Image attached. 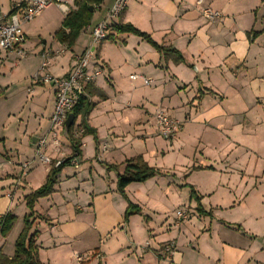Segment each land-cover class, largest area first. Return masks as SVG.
<instances>
[{
	"label": "crops",
	"instance_id": "crops-1",
	"mask_svg": "<svg viewBox=\"0 0 264 264\" xmlns=\"http://www.w3.org/2000/svg\"><path fill=\"white\" fill-rule=\"evenodd\" d=\"M21 1L0 0V14L11 13ZM114 1L90 9V24L70 47L55 34L76 5L75 0H61L24 24L26 56L0 50V94L13 90L9 77L14 72L6 70H21L22 63L31 70L37 64L32 71L35 82L24 94L25 113L23 106L17 113L13 110L21 114L15 116L17 124L0 134V214L16 216L11 231L6 236L0 233V252L9 257L15 254L16 239L30 212L25 197L45 183L51 167L36 159L23 173V164L37 155V139L47 135L44 153L53 162L74 153L70 140L63 142L65 134L49 133L56 88L35 79L43 55L50 54L44 73L69 76L77 56L91 46L93 28ZM197 1L129 0L112 23L110 37L96 46L88 72L100 64L104 69L90 82L94 107L88 123L98 141L91 134L82 137L81 153L73 159L78 165H67L55 191L35 204L34 228L39 231L43 264H80L78 256H83V264H264V151L260 149L264 142V0ZM205 7L222 16H203ZM125 23L177 49L185 62L176 63L173 56H165L136 34L119 33L116 25ZM143 76L151 83L145 84ZM180 93L186 95L179 97ZM176 94L178 103L173 102ZM159 105L183 121L176 136L164 137L155 130L154 109ZM235 119L241 130L253 128L258 149L241 143L245 133L239 134L238 141L231 131ZM80 122L79 117L76 124ZM194 122L219 131L227 144L245 151L231 157L232 151L220 148L205 153L196 145L192 158L201 161H188L186 155L188 162L180 166L185 128ZM56 137L60 146L54 143ZM216 150L220 160L215 159ZM244 154L254 155L251 165L242 163ZM137 156L161 174L130 183L123 194L117 185L118 172ZM192 188L201 195L205 211L213 215L198 211ZM254 193H263L260 202ZM129 202L141 211L125 222ZM183 205L187 217L179 219L176 212ZM169 243L174 247L171 253L164 251Z\"/></svg>",
	"mask_w": 264,
	"mask_h": 264
},
{
	"label": "built area",
	"instance_id": "built-area-1",
	"mask_svg": "<svg viewBox=\"0 0 264 264\" xmlns=\"http://www.w3.org/2000/svg\"><path fill=\"white\" fill-rule=\"evenodd\" d=\"M61 0H22L9 14H0V50L17 51L23 56L27 55L23 45L26 41V34L24 31V24L33 20L40 15L44 9L53 4H58ZM129 0H115L105 17L98 22L92 30V44L86 50L77 56L74 68L69 76L60 78L49 73H44L50 64V54L45 53L41 64L39 73L36 74L35 79L52 83L55 88V106L51 116V128L49 133L54 136L64 134L65 122L71 113L72 108L78 102L81 95L85 94V87L92 82L97 76L103 72V67L99 66L88 72L89 65L95 57L96 46L107 40L110 37V30L112 23L118 18L128 6ZM203 0H198L197 4H202ZM202 15L214 19L222 16L221 12L210 7H205L202 10ZM132 78L138 75H132ZM145 84H150L151 79L142 77ZM156 130L164 137H174L183 128V123L178 119L170 116L164 109H157L156 114ZM75 135L80 136L82 130L75 129ZM48 143L47 135L41 136L37 139L36 145L38 147L37 155L32 161H27L23 164V173H25L36 159L45 163H52L51 158L44 153V149ZM54 143L60 146V141L56 137ZM62 161L56 162L60 165ZM72 164L78 165L76 160H72ZM176 215L179 219L187 217L185 211H177ZM5 214H0V222L3 221ZM173 243L165 245L164 251L167 253L173 252ZM80 264L84 263L83 256L77 257Z\"/></svg>",
	"mask_w": 264,
	"mask_h": 264
},
{
	"label": "trees",
	"instance_id": "trees-1",
	"mask_svg": "<svg viewBox=\"0 0 264 264\" xmlns=\"http://www.w3.org/2000/svg\"><path fill=\"white\" fill-rule=\"evenodd\" d=\"M104 1L105 0H75L76 8L67 13L61 28L56 32L55 36L59 41L67 44L69 47L72 46L81 30L91 22L93 11H90L89 7H97ZM116 29L119 33H133L144 38L165 56H173L176 63L185 62L180 51L157 43L149 34L142 32L130 23L116 25ZM86 90L87 94L81 95L80 99L71 110V113L76 116V120L79 117L81 118L80 124H76L75 120V123L71 126L67 136L72 143L74 153L64 159L58 166L56 165V162H52L45 183L25 197L30 212L25 215L24 227L16 239L15 254L14 256L9 257L3 252H0V264H43L39 258V245L37 244L39 231L34 228L35 204L39 198L48 196L55 191V185L58 182V177L61 171L69 165L73 159L80 155L82 137L91 134L95 137L96 141H98L96 130L88 123V117L94 107V103L90 98V96L94 94V89L90 83L87 85ZM102 96L103 94H101V97ZM75 128L82 130V134L79 137L75 135ZM98 146L99 145H97V149ZM110 168L118 171V167L115 165H110ZM160 174L161 170L149 165L143 156L131 158L127 160L124 171L118 172V189L121 193L125 194V188L130 183L145 182ZM192 195L198 202L197 209L201 214L213 215L212 212L205 211L201 203V195H199L194 188H192ZM140 211L141 208L138 205L129 202L125 212L124 221L127 222L132 214L139 213ZM15 221L16 216L9 213L5 214L3 221L0 222V233L3 236H6L13 228Z\"/></svg>",
	"mask_w": 264,
	"mask_h": 264
},
{
	"label": "rangeland",
	"instance_id": "rangeland-1",
	"mask_svg": "<svg viewBox=\"0 0 264 264\" xmlns=\"http://www.w3.org/2000/svg\"><path fill=\"white\" fill-rule=\"evenodd\" d=\"M36 66H37V64L34 63V66L31 70H25L24 63H22L21 66H19V68L21 70H6L9 73L14 72V74H10L12 76L9 77L10 83H12L11 89H13V90H10L6 93L3 92L0 94V97H1L0 98V134H1V131L4 132L5 127L9 126L8 128L13 129V127L17 124V121H16L17 117L15 118V116L16 115L18 116L21 114L15 115L14 113L16 111L20 110L22 106L24 107V111L22 114L25 113V110L27 109L28 105H25L24 94L26 95V93L28 92L27 90H28V87L31 84V82L32 81L35 82L34 79L32 78V71ZM100 66L102 67V64H100ZM11 91H14V92L12 93ZM7 93H9L8 96H7ZM5 94H6L7 98L5 97ZM183 95H186V94L180 93L179 97H183ZM173 102L178 103V95L177 94H176V96H174ZM230 104H233V107H235L233 110H235L237 107V106H235L236 104L232 100L230 101ZM228 106L229 105H227L226 107L228 108ZM157 107H158V109L161 108L167 112V110L164 107H162L161 105H159ZM157 107H155L154 110L157 111ZM13 110L15 112H13ZM179 121L183 123V121H181V120H179ZM194 123H190L185 128V130H187V132L185 134V141L186 142L184 144V147H185L184 154L185 155L182 154L181 158L180 159L178 158L179 161L177 163L180 166L183 164H186L188 161H192V162L201 161V160H199L200 158H197V159L192 158L193 157L192 156L193 150L196 148V145H200L199 151H203L205 153L206 152H212L215 149L219 150L220 148H222L223 151H226V150L232 151L230 154L231 157L234 156L236 153L238 154V153H241V151H243L240 147L235 150L236 147H234L233 144H227L226 141L224 139H222L219 131L216 132L215 130H212V131L208 130L204 127L205 126L204 124H201V122H194ZM232 124L234 126L233 130H231V129H229V130H231L232 133L237 137L238 141H241V139L239 138V137H241V135L239 136V134L245 133L243 135V138H242L243 140L241 141V143L243 142L246 147L249 146V147H253L255 149H258V146H256V145H258L259 142L252 135V129L253 128L250 125L248 127L245 126V129L241 130L240 129L241 126H239V125L237 126L236 119H235V121H233ZM183 125H184V123H183ZM226 128H229V127L227 126ZM155 130H156V127H155ZM180 132H181V130H180ZM68 140H69L68 138L64 137L63 142L66 143ZM210 143L211 144L214 143V144L211 146ZM260 149L264 151V142L260 145ZM218 150H216L217 154H216V158H215V156H214V158L220 160ZM198 153H200V152H198ZM248 154H250V153L248 152ZM186 155H188V159H187L188 161L186 160V157H187ZM244 155L245 156L243 157L242 163L251 165L252 161L254 160V155H253V157H251L250 155H247V154H244ZM221 156H223V155H221ZM262 194L263 193H256L255 194L256 195V200H255L256 202H260ZM179 209L181 211H184V209H186V207L183 205Z\"/></svg>",
	"mask_w": 264,
	"mask_h": 264
},
{
	"label": "water",
	"instance_id": "water-1",
	"mask_svg": "<svg viewBox=\"0 0 264 264\" xmlns=\"http://www.w3.org/2000/svg\"><path fill=\"white\" fill-rule=\"evenodd\" d=\"M90 9L93 10V6H90ZM76 116L73 113H70L66 122H65V129H64V134L67 137L69 134V130L71 126L75 123Z\"/></svg>",
	"mask_w": 264,
	"mask_h": 264
}]
</instances>
